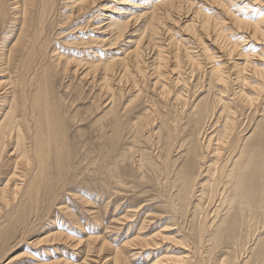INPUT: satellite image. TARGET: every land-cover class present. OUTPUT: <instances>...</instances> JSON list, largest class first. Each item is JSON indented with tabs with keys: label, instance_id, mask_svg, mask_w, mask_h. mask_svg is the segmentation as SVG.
I'll return each mask as SVG.
<instances>
[{
	"label": "bare ground",
	"instance_id": "1",
	"mask_svg": "<svg viewBox=\"0 0 264 264\" xmlns=\"http://www.w3.org/2000/svg\"><path fill=\"white\" fill-rule=\"evenodd\" d=\"M116 1L125 6L111 15L106 10L114 9V0H0V261L11 248L8 241L17 233L22 240L44 218L52 231L36 242L59 252L58 243L69 236L53 231V208L78 223L62 202L80 189L68 190L76 184L74 166L98 158L92 146L100 141L85 137L79 127L85 119L77 105L90 86L97 89L98 110L100 100L106 101L94 123L109 116L102 130L109 129L111 147L123 129L138 137L151 117L161 121L157 142L165 150V182L174 175L171 183L197 198L199 264H206L205 253L219 246L231 221L233 249L212 264H250L253 253L252 263L264 264V0ZM82 22L98 23L91 31L99 34L74 33L70 41L61 40ZM133 34L137 39L122 48L121 41ZM235 53L241 61L228 67ZM195 79L207 80L209 100L195 101L198 89L205 88L191 85ZM250 129L245 138L242 133ZM174 151L179 154L172 159ZM123 156L111 164L117 166ZM97 171L109 175L106 168ZM174 185L171 189L179 190ZM93 240L89 237L87 247ZM250 241L246 259L238 261ZM140 242L145 249L157 244L153 236ZM190 252L176 261L189 264ZM120 256L115 253L114 262Z\"/></svg>",
	"mask_w": 264,
	"mask_h": 264
},
{
	"label": "rangeland",
	"instance_id": "2",
	"mask_svg": "<svg viewBox=\"0 0 264 264\" xmlns=\"http://www.w3.org/2000/svg\"><path fill=\"white\" fill-rule=\"evenodd\" d=\"M124 6L125 5L122 3H118V1L114 0V9H107L106 13L116 15V9H120ZM212 8L214 10L216 9L215 7ZM137 10L142 12L144 9ZM75 24L78 23L76 22ZM82 24L83 27L80 29L75 31H69L70 29L67 30V33H64L65 35L61 40L70 41L74 33L75 35L77 34V36L81 35L83 38L90 34H94V37L99 34V31H96V33L95 30H93L94 32L91 31L92 27L94 28L98 23L95 22L94 26H84L85 24L83 22ZM135 39H137V35L133 34L127 36V38L121 41V43L124 44L127 40ZM205 41L207 42V40ZM126 45L127 44H124L122 48H125ZM97 48L98 47H93L90 50H98ZM241 49L242 47L240 46L238 50L240 51ZM222 53L223 52L220 51L217 55H223ZM237 54L233 55V58L227 65L228 67L234 65V61H241V55ZM221 58L225 59L224 56ZM205 68H208V66ZM174 76L175 75H173V77ZM196 82L197 80L195 79L192 80L190 84H196V86H199L202 83V86L204 85L205 88L198 89V93L194 98L198 94L199 95L195 101L201 100L202 102H205L207 98L209 100L210 95L208 97V91L206 90L207 86L205 85L207 80L198 84ZM76 83L77 82L73 80V86H76ZM179 88H181V86H179ZM96 91L97 89L95 87L90 91V86H86L81 101L78 103L77 107L84 115L85 120L79 125V127H81L80 129L85 133V137L88 136L91 138L90 140L95 142L100 141L97 146H92L93 150L97 153L98 158L94 159V164L90 163L89 165H81L76 162L77 164L74 166L71 173V176L74 172L77 175L74 178L76 184L70 185L68 190H72L73 188L70 187L73 186H79L80 189L78 191H73L75 192L74 194L69 192L63 193V196H65V193L76 196L74 199L66 198L65 203L63 201L62 204H65L68 208L70 207V210L75 216L74 221H78V223L69 222V218L67 220V218L63 217L61 213H57L53 208L51 212L53 219L51 218V220L54 221L56 218L57 221V226L54 225L53 231L60 229L68 233L69 236L67 242L58 243L62 249L57 252L56 249L54 250L51 247L52 245L45 243L41 244L40 241L36 242L39 238H42L47 234L49 230L52 231V228L49 229V227L48 230L43 225L46 221L44 218L43 224H38L36 230L25 234L22 240H19L21 237L20 234L17 233V236H15L11 242L8 241L11 248L3 256L1 260L3 261L2 264L8 262L12 257H14V259L13 261L11 260V263L9 264H37L38 261L57 259H64V262H61L60 264H185V262H179L176 261V259L181 260V256L185 255L188 251L192 252H190L191 258L187 259L188 263L199 264L200 256L198 255L199 251H197L196 248L198 245L199 231L197 229L200 216L198 212L194 210L195 208H193L197 203V198L191 196L188 197L180 190L181 188L178 183L175 185L174 183H171V180H176V176H171L170 180H166L165 182L164 176H166V174L163 171L164 165L162 161L164 160L162 154L165 156V150H162L161 143L157 142L159 137L157 134H159L161 121L158 119L155 121L154 118L151 117L152 125L150 124L147 127L146 124L144 131H142L141 135L138 134V137L137 134L132 137L133 129L129 132L128 130L123 129L119 136V140L117 141L118 143H114L113 147H111L107 138L111 134L109 129L106 128L105 130L108 132L106 131L105 133L102 130L106 127L109 116L108 118L106 117V119L103 118L94 123V121L106 110V107H102V104L106 103V101L103 102V99L99 102L101 103V108L98 110L95 100ZM211 92L212 90H210V93ZM257 118L258 119L256 120L260 119V117ZM262 120H264V117H262ZM244 132L242 134H244L246 138L252 132V129ZM100 133L102 134L101 138L99 136ZM98 136L99 138H97ZM96 138L99 140H95ZM131 141L134 142L131 143ZM122 154L124 156L119 159L117 166L112 165V158L117 155L121 156ZM157 154L160 155L158 156ZM178 154L174 151L172 159L177 158ZM99 167L108 169L109 175H106V173L100 174V172L97 171V168ZM116 170H118L117 173ZM112 174L114 177H112ZM118 178L121 179V182L118 181ZM85 183L86 185H84ZM2 184L3 183L0 184V187ZM172 184L174 186L177 185L180 191L176 187V189H171V186L173 187ZM80 194H83V196L85 195V197H80ZM82 200L84 203H82ZM230 213L233 214V209H231L229 214ZM216 221L217 218L215 222ZM223 230L224 231L218 239L219 241H217V245L219 246H216L212 253H209V251L205 253L204 262L206 264H212L215 259L214 257H217L220 254L226 255L231 252L230 250L232 246L230 248V242L236 235V225L231 221L223 227ZM258 235V238L262 237L260 236L262 234L258 233ZM151 236L154 237L157 244L145 249L146 246L141 245L140 240ZM89 237H95L97 240L90 241L89 246L87 247ZM75 241H80V244H78L79 246L74 245ZM251 242L252 241L246 244V249H241L240 259L238 261L246 259L245 256L248 248L252 246ZM2 245H4V243H2ZM44 247L47 248L44 250ZM117 252H120L121 256L120 258H117L118 261L114 262V256ZM15 256L20 257L16 259ZM252 256L254 257L249 261L250 264H253L252 262L255 261V254L253 253ZM167 257L173 258L165 259Z\"/></svg>",
	"mask_w": 264,
	"mask_h": 264
}]
</instances>
